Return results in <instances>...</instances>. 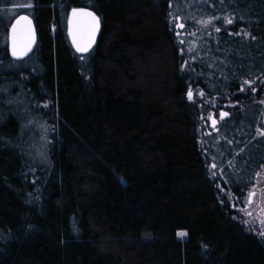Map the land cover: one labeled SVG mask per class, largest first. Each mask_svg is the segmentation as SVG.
Instances as JSON below:
<instances>
[{
    "label": "trees",
    "instance_id": "trees-1",
    "mask_svg": "<svg viewBox=\"0 0 264 264\" xmlns=\"http://www.w3.org/2000/svg\"><path fill=\"white\" fill-rule=\"evenodd\" d=\"M32 2L28 58L0 19V264H264L231 206L264 166L241 90L264 85V0ZM73 9L99 19L86 59ZM198 94L236 105L209 137Z\"/></svg>",
    "mask_w": 264,
    "mask_h": 264
},
{
    "label": "rangeland",
    "instance_id": "rangeland-1",
    "mask_svg": "<svg viewBox=\"0 0 264 264\" xmlns=\"http://www.w3.org/2000/svg\"><path fill=\"white\" fill-rule=\"evenodd\" d=\"M28 4H31V7H28L27 6ZM32 6H33L32 0H8L4 4L5 7L4 13H0V19H2L1 23L4 24L5 26H8V24L13 20L21 16H27L25 13L28 10H30ZM67 33L69 34V39L72 45L77 51V43H83L86 37L82 35L81 31L74 23L73 17H68L67 19ZM74 34H75V42H74ZM93 43L89 46L86 52L77 51L78 54L86 59L92 50ZM242 91H243L242 93L243 96L245 97L250 96L247 101L249 100L252 101L253 98L256 97L260 98V100L256 99V101L251 102V104L254 106L258 104L260 106L259 109L263 108L262 110L264 113V85L262 83L257 84L255 82H252L245 85ZM198 95H199V102L197 103V106L198 109H200L201 111L199 124H201V119L206 120L207 124L209 121H212L213 119L216 120V118L213 117L214 116L213 114L211 115L209 114L211 112V108L216 106L215 101L211 102L210 99L204 98L200 94ZM190 99L195 100L193 92H192V97ZM244 101L247 102L246 100ZM17 102H21V101H18L17 99ZM206 107L209 109V111L206 110ZM222 107L226 109V105H222ZM24 111L26 114H28L27 109ZM223 112L226 111L224 110ZM204 129H207L206 131H208L209 125H207ZM199 132L201 134L204 133L203 130L200 129V127H199ZM262 132H264V126L262 130L258 132V135L260 137L261 136L264 137V135L261 134ZM205 133L207 134V132ZM204 135L202 134V136ZM253 193L255 194L254 196L252 195ZM231 206L233 210L236 212L238 221L247 229V231L252 232L260 237H264V166L262 170L257 174L254 184L247 190V192L241 198L240 202L235 204L232 203Z\"/></svg>",
    "mask_w": 264,
    "mask_h": 264
},
{
    "label": "snow or ice",
    "instance_id": "snow-or-ice-1",
    "mask_svg": "<svg viewBox=\"0 0 264 264\" xmlns=\"http://www.w3.org/2000/svg\"><path fill=\"white\" fill-rule=\"evenodd\" d=\"M223 2V0H221ZM28 7H31V4L27 5ZM73 21L77 25L78 29L81 31L82 35L85 36L86 38L84 39L83 43H77V51L80 52H86L89 48V46L93 43L96 31L98 29L99 25V19L98 17L95 16L93 12L90 11H85L84 9H73ZM179 19V17H177ZM226 22L228 24L232 23V19L230 18H225ZM21 21L27 22L29 25L31 23L30 20H28L27 16H21L19 20H17L16 25L13 26L12 32H13V48H12V54L14 57L17 58H22L25 56L28 51L30 50L31 46V40H30V29H29V38L27 40L22 39L19 46L17 45V39H16V33H17V26L20 24ZM179 28L184 27V23H179L178 24ZM215 30L217 32L220 31L219 27H216ZM179 35V33H177ZM240 33H237L239 35ZM244 35H248L247 33H244ZM74 42H75V34H74ZM184 41H181L183 43ZM245 84H249V81L245 80ZM243 90V89H241ZM189 98L192 97V92L189 91L188 93ZM202 95V94H201ZM221 117L227 116L228 113L222 112L220 113ZM215 123V121H213ZM264 135V132L261 133ZM215 167V165H213ZM253 196L255 195L254 193L252 194ZM181 235H186L184 233H181Z\"/></svg>",
    "mask_w": 264,
    "mask_h": 264
},
{
    "label": "water",
    "instance_id": "water-1",
    "mask_svg": "<svg viewBox=\"0 0 264 264\" xmlns=\"http://www.w3.org/2000/svg\"><path fill=\"white\" fill-rule=\"evenodd\" d=\"M27 18H28V20L31 21V19L29 17H27ZM19 19H20V17L17 20H19ZM17 20L13 23V25L11 26V28L9 30L8 51H9V54H10L12 59H18L19 60V59L27 58L28 56H30L35 51L36 46H37V36L35 34L32 21H31L30 25L25 21H21L20 24L17 26V33H16L17 45L19 46L22 39L27 40L29 38V29H30L31 46H30V50L28 51V53L25 56H23L22 58L14 57L12 54V48H13L12 28L14 25H16ZM176 20H177L176 31H177V33H179L178 31H182L185 26L183 28H179L178 24L181 23V18L176 19ZM177 33H176V37H178L180 35V34L178 35ZM182 36H185V34H182Z\"/></svg>",
    "mask_w": 264,
    "mask_h": 264
},
{
    "label": "flooded vegetation",
    "instance_id": "flooded-vegetation-1",
    "mask_svg": "<svg viewBox=\"0 0 264 264\" xmlns=\"http://www.w3.org/2000/svg\"><path fill=\"white\" fill-rule=\"evenodd\" d=\"M10 30V29H9ZM180 38H182V36H179ZM185 37V36H184ZM8 41H9V34H8ZM236 106V105H235ZM234 104H230L229 101L227 100V104H226V109L222 107V105H220L218 110H215L214 107H212L211 112L209 113L210 115L213 114L214 118H216V120H212L209 121L208 124L206 122V120L201 119V124H199V127L201 130H203L204 133H202L205 137H209L212 134H215L218 132L219 127H221V125L227 121L230 118V111L233 107H235ZM226 111V113H228L227 116L221 117L220 113H222L223 111ZM264 116V114H263ZM213 121H215L216 123L214 124ZM207 125H209V129L208 131H206L207 129H204ZM207 132V134L205 133Z\"/></svg>",
    "mask_w": 264,
    "mask_h": 264
},
{
    "label": "bare ground",
    "instance_id": "bare-ground-1",
    "mask_svg": "<svg viewBox=\"0 0 264 264\" xmlns=\"http://www.w3.org/2000/svg\"><path fill=\"white\" fill-rule=\"evenodd\" d=\"M17 19H18V18H17ZM17 19H15V20L12 22L11 26L13 25V23H14ZM11 26H10V28H11ZM10 28H9V29H10Z\"/></svg>",
    "mask_w": 264,
    "mask_h": 264
}]
</instances>
